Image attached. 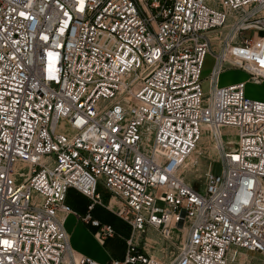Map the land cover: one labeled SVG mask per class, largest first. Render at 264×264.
I'll return each instance as SVG.
<instances>
[{
    "label": "built area",
    "instance_id": "built-area-1",
    "mask_svg": "<svg viewBox=\"0 0 264 264\" xmlns=\"http://www.w3.org/2000/svg\"><path fill=\"white\" fill-rule=\"evenodd\" d=\"M227 70L249 82L221 86ZM249 83L264 85V0H0V264H102L66 228L75 216L116 237L92 215L102 189L133 233L110 264H163L136 237L178 227L170 264L264 257V101ZM204 141L219 159L196 187L183 172Z\"/></svg>",
    "mask_w": 264,
    "mask_h": 264
},
{
    "label": "rangeland",
    "instance_id": "rangeland-1",
    "mask_svg": "<svg viewBox=\"0 0 264 264\" xmlns=\"http://www.w3.org/2000/svg\"><path fill=\"white\" fill-rule=\"evenodd\" d=\"M249 34V33H248ZM252 35V34H250ZM213 66V60L212 58H208L206 66H205V71H204V89L207 91L208 90V76L211 72ZM249 82V76L245 74L242 71H237V70H227L223 76L221 77V86H227V85H232V84H237L240 82ZM247 95L253 99H257L260 101H264V85L257 86L254 84L249 83L247 85ZM225 138L228 142V147L232 148L234 150L237 149L238 147V136H237V131L234 129H226L224 131ZM208 150H206V155L202 157V162L199 165L197 171L195 174H190L189 170H184L183 172V177L188 183L193 184L196 187H199L201 185H204L205 183V174L208 172V166L211 163L212 160L217 159L218 155L217 152L212 144L208 142ZM222 171V165L220 163H216L214 165V174L219 175ZM196 175V176H195ZM197 178H201V180H197ZM202 183H198L201 182ZM102 193L104 195V203L105 207L99 206L96 211L94 212L95 216L102 219V221L108 222L110 224H113L117 231V235L114 239H111L105 247L101 246L99 242L96 240L95 237H93L91 234H84L78 232V230H75L76 225H74L73 228L69 229V224L71 222H66V228L70 233L71 236V242L73 240V244L77 243L83 250L88 252L90 256L94 257L93 254L101 255V256H106L105 253H107L110 257L116 256L119 254H125L127 253V240L132 238V230L131 228L124 223L116 214V212L119 210L121 207L120 202L113 198L110 194H106L105 191L102 189ZM88 203L85 206V209H87V206L90 204V200L86 198ZM70 204L76 211L78 215L81 216L80 214V206L81 204L74 203L70 201ZM74 217L75 220L77 219V225L81 224V219L75 217V216H70ZM81 222V223H80ZM88 226V225H87ZM89 228L91 226H88ZM91 231L95 233L94 228L91 227ZM156 239H158L157 243L155 245H152L149 243L148 236L149 233L141 236L140 238L136 237V241L141 248L143 252L150 253L151 251H159L158 255H154V259L162 262L163 264H170L175 257H177V253L175 252L176 248L184 242L186 235L185 232L182 231H175L173 234V239L171 241H165L163 238L157 234ZM72 244V243H71ZM126 255V254H125ZM87 256V257H90ZM90 257V258H92ZM108 256H106L107 258ZM256 261L254 264H262L264 262V257L255 255L254 256ZM94 259V258H92Z\"/></svg>",
    "mask_w": 264,
    "mask_h": 264
},
{
    "label": "crops",
    "instance_id": "crops-1",
    "mask_svg": "<svg viewBox=\"0 0 264 264\" xmlns=\"http://www.w3.org/2000/svg\"><path fill=\"white\" fill-rule=\"evenodd\" d=\"M86 196H84V195H81V194H79V193H77L76 191H74V190H71L70 192H69V196H68V203H69V205L72 207V205L70 204V201H72V202H74V203H77V204H81V206H80V209H79V211H80V214H81V217H84V216H86L87 215V213H88V209H89V206L91 205V200H90V204L87 206V209H85V206H86V204L88 203V201L86 200ZM99 206H97L95 209H94V211L92 212V215H93V217L95 218V219H98V220H100L103 224H108V225H111V226H113V224H110V223H108V222H105V221H102V219H100V218H98V217H96L95 216V214H94V212L96 211V209L98 208ZM73 208V207H72ZM73 210H74V208H73ZM75 211V210H74ZM76 212V211H75ZM78 213V212H77ZM79 214V213H78ZM67 222H71L68 226H69V229H70V226H71V228H73L74 227V225H76V227H75V230H78V232L80 231V233L82 232V233H84V234H91L93 237H95L96 238V240L99 242V244L101 245V246H103V247H105L106 245H107V243L111 240V239H108V240H106L104 243L103 242H101L100 240H99V238H98V235H97V233H98V230L97 229H95L94 228V230H95V233L94 232H92L91 231V227L89 228L84 222H80L81 224H79V225H77V219L75 220V218L74 217H69L68 219H67ZM73 226V227H72ZM114 227V226H113ZM114 229H115V227H114ZM70 231V230H69ZM115 231H116V229H115ZM117 232V231H116ZM71 233V232H70ZM72 247L74 248V250L77 252V253H79V254H81V255H83V256H90V254L88 253V252H86L85 250H83L79 245H77V243L75 244H73V240H72ZM106 254V256H108L107 258H106V256H101V255H97V254H93V256L94 257H92V256H90V257H92V258H94V260H96V261H98V262H100V263H102V264H110V262L111 261H113V260H117V261H122L124 258H125V254H119V255H116V256H112V257H110L107 253H105Z\"/></svg>",
    "mask_w": 264,
    "mask_h": 264
},
{
    "label": "bare ground",
    "instance_id": "bare-ground-1",
    "mask_svg": "<svg viewBox=\"0 0 264 264\" xmlns=\"http://www.w3.org/2000/svg\"><path fill=\"white\" fill-rule=\"evenodd\" d=\"M208 142H202L200 144V146L197 148V150L192 154V156L190 157V159L188 160V162L186 163L185 165V168L186 170H189V173L190 174H195L199 165L201 164L202 162V157L206 155V150H208ZM219 158L217 159H214L211 161V163L215 162L216 160H218ZM211 163L209 164L208 166V171L210 169V165ZM196 176V175H195ZM197 180H201V178H197ZM198 183H202L201 182H198ZM178 230L179 231H184L185 232V235L187 236V229L185 228H182V227H178ZM155 232H152L150 231L149 232V236L147 237L148 240H149V243H151L152 245H155L158 241V239H156V235H154ZM185 244H186V239L184 240L183 243H181L175 250V252L178 254L179 252H182L184 249H185ZM159 251H151L150 254L152 256L154 255H158Z\"/></svg>",
    "mask_w": 264,
    "mask_h": 264
},
{
    "label": "trees",
    "instance_id": "trees-1",
    "mask_svg": "<svg viewBox=\"0 0 264 264\" xmlns=\"http://www.w3.org/2000/svg\"><path fill=\"white\" fill-rule=\"evenodd\" d=\"M117 233V232H116Z\"/></svg>",
    "mask_w": 264,
    "mask_h": 264
}]
</instances>
